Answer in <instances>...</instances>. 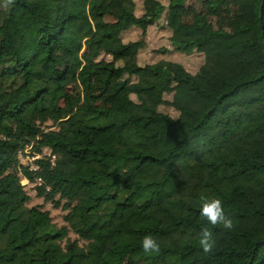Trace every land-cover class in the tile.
Returning <instances> with one entry per match:
<instances>
[{
	"label": "trees",
	"instance_id": "16d2710c",
	"mask_svg": "<svg viewBox=\"0 0 264 264\" xmlns=\"http://www.w3.org/2000/svg\"><path fill=\"white\" fill-rule=\"evenodd\" d=\"M188 1L0 0V264H264V0H236L231 31L209 21L226 0L192 23ZM162 18L174 50L204 54L196 72L123 40ZM32 143L54 162L21 164ZM22 177L67 224L28 205ZM213 198L231 229L201 215Z\"/></svg>",
	"mask_w": 264,
	"mask_h": 264
},
{
	"label": "rangeland",
	"instance_id": "374dc122",
	"mask_svg": "<svg viewBox=\"0 0 264 264\" xmlns=\"http://www.w3.org/2000/svg\"><path fill=\"white\" fill-rule=\"evenodd\" d=\"M164 4H168V0H162ZM137 3V14L141 15L143 13V5L144 0H136ZM187 11L184 15V20L187 23L194 22L197 15L206 13L208 8L206 5V0H189L187 2ZM238 13V5L236 0H226L222 9H220L215 14L209 16V21L213 27H223L227 30H233L234 21L236 15ZM108 20H112V17L108 16ZM171 30L167 27L166 21L162 18L159 22L150 26L146 32H144L141 28L133 27L127 31H125L122 35L124 41L137 40L140 38H144L146 40V46L140 51L139 61L141 64L156 62L160 59L167 58L179 61L183 63L188 70L191 72H196L200 66L204 62V54L198 51H194L190 54L183 53L174 50L171 41H170ZM167 48V49H165ZM59 57L62 60V66H64V52L59 49L58 51ZM83 57H86V51L83 50ZM94 91H97L96 86L93 87ZM70 91L75 94H82V85L79 81H72L70 83ZM111 103V97L109 95L104 98L97 99L94 104L96 106H108ZM166 110L170 111V113L176 115L177 112L169 107H164ZM52 125V122L47 123ZM46 130L54 127H50L46 125L44 127ZM36 143H32L28 145L24 150H22L19 154L20 163L25 166L35 165V159L33 156L36 154H40L43 156H52L50 150H44L41 152H37L34 148ZM22 182L25 185L27 192L31 195V200L28 203L29 206L40 205L44 209L49 210L53 217L54 222L59 226H63L66 223L64 219V215L67 213L61 207H55V205L51 202H48L44 199V197L38 195L37 184H39V180L36 182H31L28 179L22 177ZM69 236L72 239L78 238L81 244H84L85 241L81 239L74 231L70 230ZM66 243V240L63 241V244Z\"/></svg>",
	"mask_w": 264,
	"mask_h": 264
},
{
	"label": "clouds",
	"instance_id": "9594fccd",
	"mask_svg": "<svg viewBox=\"0 0 264 264\" xmlns=\"http://www.w3.org/2000/svg\"><path fill=\"white\" fill-rule=\"evenodd\" d=\"M201 215L213 224H222L224 229H231L233 221L225 212L223 201L219 198L205 200L200 209ZM199 243L205 251H209L215 244V240L208 228L202 229L199 237ZM142 247L145 251L159 249V243L152 235H145L142 241Z\"/></svg>",
	"mask_w": 264,
	"mask_h": 264
},
{
	"label": "built area",
	"instance_id": "2783aa9c",
	"mask_svg": "<svg viewBox=\"0 0 264 264\" xmlns=\"http://www.w3.org/2000/svg\"><path fill=\"white\" fill-rule=\"evenodd\" d=\"M33 157H34V159H37V158H41L42 156L40 154H36V156H33ZM55 158H56V155H53V157H52L53 162H54ZM30 167H31V169H37L38 165L35 164V165L30 166Z\"/></svg>",
	"mask_w": 264,
	"mask_h": 264
}]
</instances>
